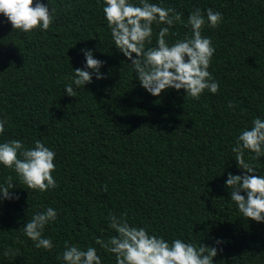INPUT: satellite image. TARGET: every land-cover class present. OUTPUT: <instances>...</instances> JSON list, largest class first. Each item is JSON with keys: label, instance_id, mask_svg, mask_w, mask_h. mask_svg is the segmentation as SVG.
Instances as JSON below:
<instances>
[{"label": "trees", "instance_id": "trees-1", "mask_svg": "<svg viewBox=\"0 0 264 264\" xmlns=\"http://www.w3.org/2000/svg\"><path fill=\"white\" fill-rule=\"evenodd\" d=\"M42 2L56 10L47 31L13 30L0 14V119L7 121L0 142L42 140L56 153L57 187L26 189L0 165V183L12 175L19 187V200L0 206V264H63L65 242L95 246L102 264H115L95 239L114 235L107 217L123 213L169 242L223 248L214 264H264V223L242 218L224 186L228 172L242 174L231 152L239 130L264 119V0H152L183 13L185 23L195 7L223 15L202 32L216 49L209 71L220 91L199 100L174 89L155 97L140 86L114 48L103 0ZM170 31L169 43L191 35L181 23ZM81 49L105 62V78L74 86L70 97L64 86L86 63ZM249 162L264 175V158ZM48 206L58 213L44 231L50 252L22 234L27 218ZM5 247L17 257H4Z\"/></svg>", "mask_w": 264, "mask_h": 264}, {"label": "clouds", "instance_id": "clouds-1", "mask_svg": "<svg viewBox=\"0 0 264 264\" xmlns=\"http://www.w3.org/2000/svg\"><path fill=\"white\" fill-rule=\"evenodd\" d=\"M55 11L42 0H0V14L6 17L13 30L24 33L37 28L49 30ZM102 11L114 48L127 58L134 69L135 79L149 94L159 97L169 89L184 90L185 96L199 100L206 90L211 94L220 91L219 82L209 71L216 49L211 37L202 34L205 26L215 29L222 23L223 15L219 11L208 8L205 15V11L195 7L186 23L183 13L152 0H103ZM177 23L189 27L191 35L169 43L170 30ZM154 25L158 27L155 32ZM81 52L86 63L83 68L73 69L70 82L64 86L65 94L70 97L77 95L74 86L85 87L92 83L93 76L97 80L105 78L100 71L105 62L94 58L90 49H81ZM228 107L234 108L235 105L230 102ZM6 123L0 119V134L5 132ZM231 152L242 174L228 172L224 186L229 200L242 218L264 223V175L249 162L264 158V119L253 117L250 127L240 129ZM246 154H251L248 160ZM55 156V151L40 139L34 140L32 147L17 139L0 142V165L11 169L29 190L46 192L57 187L52 175L56 170ZM17 188L14 177L8 175L0 183V206L6 201L19 200ZM104 191H107L106 186ZM57 216L51 206L35 211L22 226V234L33 242L36 249L52 251L55 245L51 237L44 236V231ZM107 223L115 234L107 239L97 237L95 245L113 256L115 264H214L218 251H223V248L218 250L216 246L182 238L169 242L161 235L150 234L145 227L130 224L127 213L120 216L110 214ZM222 243L220 239L214 240L215 245ZM18 252V249L5 247L3 256L17 257ZM58 259L63 264H102L97 247L89 245L85 248L67 242Z\"/></svg>", "mask_w": 264, "mask_h": 264}]
</instances>
